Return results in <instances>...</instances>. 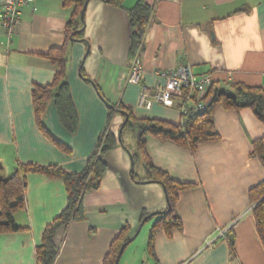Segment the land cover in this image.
I'll return each mask as SVG.
<instances>
[{
    "label": "crops",
    "instance_id": "1",
    "mask_svg": "<svg viewBox=\"0 0 264 264\" xmlns=\"http://www.w3.org/2000/svg\"><path fill=\"white\" fill-rule=\"evenodd\" d=\"M137 1L123 0L122 5L88 1L84 25L88 42L69 44L67 81L77 113L73 132L61 121L54 98L39 118L43 127L33 101V90L52 84L59 72L48 53L68 40L72 7L63 0H36L35 8L23 7L9 49L0 23V157L3 172L8 169L2 175L9 176L20 163L55 164L80 172L110 128L117 144L101 153L106 169L99 187L83 197V218L57 231L54 264H104L122 228L129 226L132 237L141 224L132 240L148 226L141 254L128 245L119 264H264L250 196L251 188L264 179V162L253 154V141L264 135V124L251 108L218 107L215 127L220 138L200 143L195 150L148 137L146 147L154 165L176 180L192 183L180 191L176 204L183 228L171 235L159 232L155 257L148 252L153 221L144 224L141 217L145 211L165 209L167 194L161 182L143 180L147 178L143 160L137 169V160L132 163L130 155L134 151L124 145V130L119 138L125 116L115 110L109 121L106 101L123 103L138 117L179 123L182 115L177 107L159 103L140 106V85L126 82L132 60L128 12ZM146 1L153 13L142 53L145 83L164 84L159 70L188 62L198 75L211 73L221 89L231 82L264 88V0ZM67 205L63 179L28 173L26 206L15 213L22 228L0 232V264H37L36 247L46 226Z\"/></svg>",
    "mask_w": 264,
    "mask_h": 264
},
{
    "label": "trees",
    "instance_id": "2",
    "mask_svg": "<svg viewBox=\"0 0 264 264\" xmlns=\"http://www.w3.org/2000/svg\"><path fill=\"white\" fill-rule=\"evenodd\" d=\"M88 1L63 0L65 6L73 9L67 27L68 40L63 46L54 47L48 53L49 58L58 64L59 72L52 84L38 86L33 90L36 117L40 125L39 118L42 112L48 102L54 98L63 124L70 132L76 129L77 113L67 81L70 59L69 44L70 41L77 40L88 42L84 34L85 23L81 19L82 14L85 15ZM107 1L116 5L123 4V0ZM152 13L153 9L146 0H138L128 12L131 59L140 46L144 50V38L150 25ZM83 76H85L84 73ZM85 78L92 81L90 78ZM209 95L212 96V100L206 110L190 115H182L179 123L156 117H138L130 107L125 106L123 103L115 105L116 108L121 110L125 119L128 115L123 130H138V152H133L132 156H134L135 161L142 159L145 164L147 178L143 180L159 181L166 187L168 206L159 211H145L141 217V223L146 224L153 221L148 236L147 249L149 254L154 257L155 240L158 233L165 231L168 235H171L174 230L183 228V222L177 212L176 204L180 191L188 188L192 183L176 180L167 171L154 165L146 147L148 137L154 136L160 140H170L185 148L195 150L200 143L216 141L220 138L215 127V111L218 107L237 110L251 108L256 117L264 124V88L262 86L231 82L227 89H221L214 82ZM115 110L110 108L109 121L112 120ZM56 143L61 148L66 149L60 142L56 141ZM116 144V135L110 128L106 129L100 137L97 149L89 157L86 168L80 172H67L55 164L20 163L9 176L4 177L2 175L4 166L0 157V232L7 233L22 228L15 221V213L26 206V176L28 173L41 172L53 178L63 179L68 191V205L46 226L42 242L36 247L37 264H54L59 251V245L55 241L57 231L71 221L83 218V197L87 192L99 187L102 174L106 169V163L101 159V153ZM253 154L259 156L264 162V135L254 139ZM134 176L138 179L136 174ZM250 196L254 202L252 210L257 231L264 246V179L251 188ZM228 239L233 248V236L230 235ZM126 242L128 243L124 251L132 242L130 228L127 225L111 242L104 258V264H119L121 258L118 261V256Z\"/></svg>",
    "mask_w": 264,
    "mask_h": 264
},
{
    "label": "built area",
    "instance_id": "3",
    "mask_svg": "<svg viewBox=\"0 0 264 264\" xmlns=\"http://www.w3.org/2000/svg\"><path fill=\"white\" fill-rule=\"evenodd\" d=\"M36 0H1L0 23L6 31L4 45L9 49L14 34V25L20 17L23 7L35 8ZM143 48L136 51L126 77V82L140 85L138 104L151 108L154 103L166 107H177L181 115H190L206 110L212 100L209 95L214 83L211 73L198 75L190 63L158 71V75L165 79L164 84L149 85L143 81ZM221 233H225L222 230Z\"/></svg>",
    "mask_w": 264,
    "mask_h": 264
},
{
    "label": "rangeland",
    "instance_id": "4",
    "mask_svg": "<svg viewBox=\"0 0 264 264\" xmlns=\"http://www.w3.org/2000/svg\"><path fill=\"white\" fill-rule=\"evenodd\" d=\"M83 71L86 72L84 69ZM123 138L125 142L124 145L127 147V149H130L134 151L135 153H137L138 152V130L137 129H125L123 132ZM141 163L142 161L140 159L136 161L137 169H139ZM7 172H8V169L3 173H7ZM147 227L148 226L146 225L145 228L140 233V235H138V237L134 240V242L130 244L131 245L130 247L136 246V248H138V252H137L138 255L141 254V250L145 242L146 237L144 236L146 235L145 231Z\"/></svg>",
    "mask_w": 264,
    "mask_h": 264
},
{
    "label": "water",
    "instance_id": "5",
    "mask_svg": "<svg viewBox=\"0 0 264 264\" xmlns=\"http://www.w3.org/2000/svg\"><path fill=\"white\" fill-rule=\"evenodd\" d=\"M81 19H82V21L85 23V15H84V14H82ZM84 25H85V24H84ZM104 100H105V99H104ZM106 103H107L108 107H110V108H114V109H116L117 111H120V112H121V110H119L118 108H116L115 105H114L113 103H110V102H108V101H106ZM127 119H128V115H127L125 121L122 123V126H121V128H120V132H119V138H120V140H122V131H123V128H124V125H125V122H126ZM130 155H131V158H132V163H134V158H133V156H132V153H131ZM148 181H149V180H147V182H148ZM144 182H146V181H144ZM164 188H165V191H166V187H165V186H164ZM141 226H142V224L138 227V229H137V231L135 232V234L131 237V240H133V239L137 236V234H138V232H139ZM127 243H128V242H126V243L122 246V248H121V250H120V253H119V256H118V261H119V259L121 258V255L123 254V251H124L125 246L127 245Z\"/></svg>",
    "mask_w": 264,
    "mask_h": 264
}]
</instances>
